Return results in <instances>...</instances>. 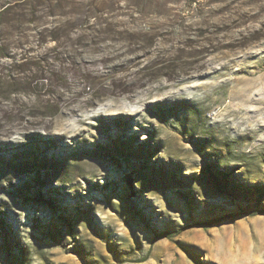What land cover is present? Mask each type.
<instances>
[{
  "label": "rangeland",
  "instance_id": "374dc122",
  "mask_svg": "<svg viewBox=\"0 0 264 264\" xmlns=\"http://www.w3.org/2000/svg\"><path fill=\"white\" fill-rule=\"evenodd\" d=\"M0 264H264V0H0Z\"/></svg>",
  "mask_w": 264,
  "mask_h": 264
},
{
  "label": "trees",
  "instance_id": "16d2710c",
  "mask_svg": "<svg viewBox=\"0 0 264 264\" xmlns=\"http://www.w3.org/2000/svg\"><path fill=\"white\" fill-rule=\"evenodd\" d=\"M216 174L215 177H221L223 180H224V183L225 181L227 180V175L226 173H221L220 171H215ZM262 196V190L261 188H258L256 190V197L259 199L260 197ZM218 219H212V220H205V221H197L195 224L199 227H202V228H206L208 227L210 224H212L213 222H217ZM154 238L155 239H160V238H171V234L168 232V231H165V230H161L159 232H157L155 235H154Z\"/></svg>",
  "mask_w": 264,
  "mask_h": 264
},
{
  "label": "bare ground",
  "instance_id": "6f19581e",
  "mask_svg": "<svg viewBox=\"0 0 264 264\" xmlns=\"http://www.w3.org/2000/svg\"><path fill=\"white\" fill-rule=\"evenodd\" d=\"M198 60V59H197ZM206 65V64H205Z\"/></svg>",
  "mask_w": 264,
  "mask_h": 264
}]
</instances>
